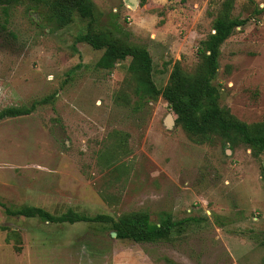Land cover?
<instances>
[{"label": "rangeland", "instance_id": "obj_1", "mask_svg": "<svg viewBox=\"0 0 264 264\" xmlns=\"http://www.w3.org/2000/svg\"><path fill=\"white\" fill-rule=\"evenodd\" d=\"M91 1L93 24L75 14L62 26L30 4L0 20V111L32 108L0 122V201L180 224L169 240L136 244L111 224L57 225L0 206V264H264V154L235 136L189 134L162 96L136 92L132 58L77 41L91 31L145 48L163 90L177 62L197 71L219 16L246 20L221 46L212 83L220 106L253 126L264 122V0Z\"/></svg>", "mask_w": 264, "mask_h": 264}, {"label": "trees", "instance_id": "obj_2", "mask_svg": "<svg viewBox=\"0 0 264 264\" xmlns=\"http://www.w3.org/2000/svg\"><path fill=\"white\" fill-rule=\"evenodd\" d=\"M180 1L187 3L190 0ZM22 4L48 7L53 19L62 26L68 25L75 14H79L90 24L95 22V9L91 0H0V20L8 22L12 8ZM245 23L246 20H236L228 15L219 16L213 25L214 33L201 43L199 55L202 64L197 71L187 74L180 62H177L163 90L157 89L153 82L152 59L145 48L119 45L111 35L91 31L80 34L77 41L87 43L96 50L105 49L108 57L114 60L124 61L132 58L130 70L137 77L136 92L151 98L162 96L177 115L176 122L181 123L189 134L199 139L215 133L235 136L256 152L264 154V122L249 126L236 120L228 109L220 106L218 89L212 83L219 68L221 46ZM31 113L32 108L26 106L8 107L0 111V122L8 118L28 116ZM0 206L8 216L24 219L41 218L57 225L111 224L118 240L136 244H154L169 240L173 230L180 224L174 221L171 215L163 217L159 223H154L147 212L141 211L114 219L108 215L84 216L73 210L55 216L39 207L9 208L1 201Z\"/></svg>", "mask_w": 264, "mask_h": 264}, {"label": "water", "instance_id": "obj_3", "mask_svg": "<svg viewBox=\"0 0 264 264\" xmlns=\"http://www.w3.org/2000/svg\"><path fill=\"white\" fill-rule=\"evenodd\" d=\"M129 3L135 8L137 6V0H128ZM175 124V120L173 118L172 115H169L166 119V125L168 126V128H172ZM113 236L116 237V233H113Z\"/></svg>", "mask_w": 264, "mask_h": 264}, {"label": "crops", "instance_id": "obj_4", "mask_svg": "<svg viewBox=\"0 0 264 264\" xmlns=\"http://www.w3.org/2000/svg\"><path fill=\"white\" fill-rule=\"evenodd\" d=\"M140 263L143 264V262L141 261H130L128 264H140Z\"/></svg>", "mask_w": 264, "mask_h": 264}]
</instances>
